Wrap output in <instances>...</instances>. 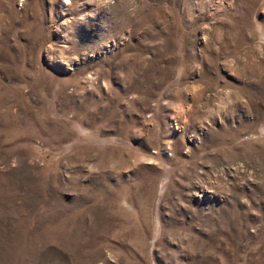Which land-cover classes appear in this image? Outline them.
<instances>
[{"label":"rangeland","instance_id":"1","mask_svg":"<svg viewBox=\"0 0 264 264\" xmlns=\"http://www.w3.org/2000/svg\"><path fill=\"white\" fill-rule=\"evenodd\" d=\"M0 264H264V0H0Z\"/></svg>","mask_w":264,"mask_h":264}]
</instances>
